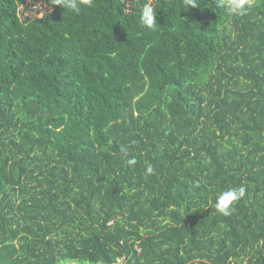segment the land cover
Returning a JSON list of instances; mask_svg holds the SVG:
<instances>
[{"label": "trees", "instance_id": "1", "mask_svg": "<svg viewBox=\"0 0 264 264\" xmlns=\"http://www.w3.org/2000/svg\"><path fill=\"white\" fill-rule=\"evenodd\" d=\"M45 2L0 0V264H264V0Z\"/></svg>", "mask_w": 264, "mask_h": 264}, {"label": "clouds", "instance_id": "2", "mask_svg": "<svg viewBox=\"0 0 264 264\" xmlns=\"http://www.w3.org/2000/svg\"><path fill=\"white\" fill-rule=\"evenodd\" d=\"M55 5L62 6L73 11L76 14L81 12V4H90L91 0H54ZM186 3L196 6L195 0H186ZM251 0H216L217 7L225 8L228 13L234 16H244L247 14L246 5L250 4ZM140 23L147 28H154L156 21V14L151 4H145L141 16ZM134 160H130L129 163H134ZM152 171L151 168L148 169ZM245 189L243 187L230 189L223 192L217 198L215 207L216 211L223 214H229V205L236 200H239L244 196Z\"/></svg>", "mask_w": 264, "mask_h": 264}, {"label": "rangeland", "instance_id": "3", "mask_svg": "<svg viewBox=\"0 0 264 264\" xmlns=\"http://www.w3.org/2000/svg\"><path fill=\"white\" fill-rule=\"evenodd\" d=\"M47 10L45 0H25L23 6L20 7V16L21 18H34L40 17ZM75 264V263H70Z\"/></svg>", "mask_w": 264, "mask_h": 264}]
</instances>
